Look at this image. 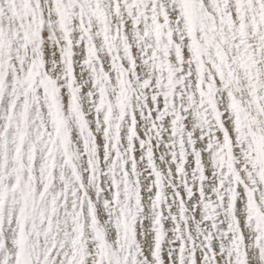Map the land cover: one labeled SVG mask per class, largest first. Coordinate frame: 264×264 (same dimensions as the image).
<instances>
[{
    "label": "snow or ice",
    "instance_id": "snow-or-ice-1",
    "mask_svg": "<svg viewBox=\"0 0 264 264\" xmlns=\"http://www.w3.org/2000/svg\"><path fill=\"white\" fill-rule=\"evenodd\" d=\"M0 264H264V0H0Z\"/></svg>",
    "mask_w": 264,
    "mask_h": 264
}]
</instances>
